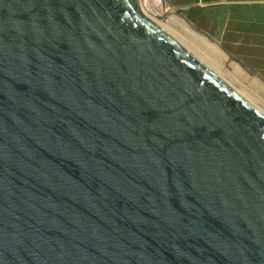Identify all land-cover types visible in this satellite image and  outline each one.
I'll list each match as a JSON object with an SVG mask.
<instances>
[{
	"label": "water",
	"instance_id": "obj_1",
	"mask_svg": "<svg viewBox=\"0 0 264 264\" xmlns=\"http://www.w3.org/2000/svg\"><path fill=\"white\" fill-rule=\"evenodd\" d=\"M0 264H264V112L137 0H0Z\"/></svg>",
	"mask_w": 264,
	"mask_h": 264
},
{
	"label": "crops",
	"instance_id": "obj_2",
	"mask_svg": "<svg viewBox=\"0 0 264 264\" xmlns=\"http://www.w3.org/2000/svg\"><path fill=\"white\" fill-rule=\"evenodd\" d=\"M181 2L186 5L187 21L203 30L214 41L213 43L205 36L198 35L177 15L186 28L207 41L209 48L211 46L220 53L219 62L213 60L216 68L222 70L225 78L232 74L241 79L243 86H254L247 89L261 94L264 98V0H181ZM193 41L191 38V42ZM203 46L207 47L206 45L201 47ZM197 57L201 58L199 55ZM228 57L230 59H227ZM223 63L224 67L220 66ZM212 69L216 71L213 67ZM220 74L218 73L224 79ZM235 88L246 96L242 89Z\"/></svg>",
	"mask_w": 264,
	"mask_h": 264
},
{
	"label": "rangeland",
	"instance_id": "obj_3",
	"mask_svg": "<svg viewBox=\"0 0 264 264\" xmlns=\"http://www.w3.org/2000/svg\"><path fill=\"white\" fill-rule=\"evenodd\" d=\"M162 6L164 8V11L162 13H150L151 15H148L152 20L160 23L162 26L165 27V29L171 33L176 39H178L180 42H182L185 46L189 47L192 51H194L196 56H200L203 61L208 65V66H212V63L214 64V66H212L218 73H221L220 75H222L223 77L225 76L222 72V70L219 68H216V64L214 63V61L209 60L211 57L208 53H206L204 50H202V47L199 46L198 44H194L193 42H191V39L188 38V35L184 34V33H179L178 30L171 28L170 25L168 24V19L175 15V16H179L181 18H183L186 23L190 26V28L192 30H195L198 34H200L202 37H206L207 39H209L210 41H212L214 43V41L211 39L210 36L206 35L203 30L197 28L196 26L190 24L187 21V11L185 10V4H183L181 2V0H162ZM177 16V17H178ZM173 29V31H171ZM208 57H210L208 59ZM199 58V57H198ZM200 58V59H201ZM201 59V60H202ZM227 59H230L229 57ZM223 61V59L221 60ZM220 61V62H221ZM216 65V66H215ZM220 66L224 67V63L221 64ZM229 74V73H228ZM230 76H228V78H225L226 80L230 81L233 85V87H237L239 89H242L246 94V97H248L251 101L254 102V104H256L257 106L261 107L264 109V98L261 94H258L257 92L254 91H249L247 88H254V86H243L241 79H237V77L235 75L229 74ZM236 78H235V77ZM241 78V77H240ZM240 80V81H239ZM238 83V84H236Z\"/></svg>",
	"mask_w": 264,
	"mask_h": 264
},
{
	"label": "bare ground",
	"instance_id": "obj_4",
	"mask_svg": "<svg viewBox=\"0 0 264 264\" xmlns=\"http://www.w3.org/2000/svg\"><path fill=\"white\" fill-rule=\"evenodd\" d=\"M162 0H137V4L139 7V10L141 12V14L143 16H145L146 18L150 19L152 22H154L155 24H157L158 26H160L163 30H165L166 32H168L164 26H162L160 23L152 20L148 15H151L150 13L154 12V13H162L164 11V8L162 6ZM168 24L170 25L171 28H174L176 30H178L179 33H184L186 35H188V38H193L194 39V43L195 44H200L199 46L202 45H206L207 47H202V50H204L206 53H208L211 57L214 56V58L212 57V61H216V63L219 62V55L220 53H217L218 51H216L215 48L211 47L209 48V46L207 45V41L205 42L204 39L199 38L196 34L192 33L188 28H186V26L184 25V23L182 22L181 18L173 15L168 19ZM173 31V29L171 30ZM169 33V32H168ZM171 36H173L171 33H169ZM199 35V34H198ZM174 37V36H173ZM175 38V37H174ZM176 39V38H175ZM178 40V39H177ZM179 41V40H178ZM180 42V41H179ZM184 47H186L185 45H183ZM187 48V47H186ZM188 49V48H187ZM189 50V49H188ZM215 50V51H214ZM214 53V55H213ZM194 54V53H193ZM195 55V54H194ZM200 59V58H199ZM209 59V58H208ZM201 60V59H200ZM210 60V59H209ZM206 66H208L203 60H201ZM216 66V65H215ZM209 67V66H208ZM210 68V67H209ZM212 69V67L210 68ZM213 70V69H212ZM236 70V69H235ZM234 70V71H235ZM214 71V70H213ZM216 74H218L216 71H214ZM225 80V79H224ZM226 81V80H225ZM229 83V82H228ZM230 84V83H229ZM231 85V84H230ZM232 86V85H231ZM233 87V86H232ZM235 88V87H234ZM236 89V88H235ZM237 90V89H236ZM238 91V90H237ZM239 92V91H238ZM240 94H242L241 92H239ZM243 95V94H242ZM244 96V95H243ZM246 97V96H245ZM247 98V97H246ZM248 99V98H247ZM250 102H252L250 99H248ZM253 103V102H252ZM254 104V103H253ZM256 107H258L256 104H254ZM262 112H264V110H262L260 107H258Z\"/></svg>",
	"mask_w": 264,
	"mask_h": 264
}]
</instances>
